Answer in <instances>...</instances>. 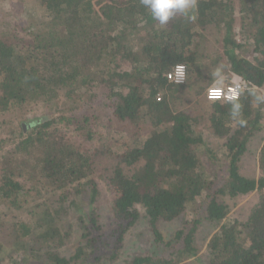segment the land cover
Listing matches in <instances>:
<instances>
[{"label": "trees", "instance_id": "16d2710c", "mask_svg": "<svg viewBox=\"0 0 264 264\" xmlns=\"http://www.w3.org/2000/svg\"><path fill=\"white\" fill-rule=\"evenodd\" d=\"M38 2L45 16L26 13L42 23V31L31 24L23 38L0 26V224L19 243L13 264L111 263L139 218L137 206L157 242L163 240L158 222L182 216L173 236L181 246L166 242L170 256L134 254L123 264L191 258L264 264V140L257 178L241 175L238 164L251 136L263 128L264 97L257 95H264V0H196L194 11H177L163 25L141 0ZM118 59L131 68L118 70ZM176 64L186 66L184 83L166 78ZM235 78L246 89L255 86L257 95L245 90L236 100L206 99L214 81ZM103 89L96 114L88 104ZM36 103L47 105L48 114L17 122L10 116ZM103 113L106 137L93 128ZM242 119L246 126L238 123ZM201 122L224 138L220 155L197 129ZM99 182L113 197L116 225L107 233L93 216ZM255 190L258 201L246 220L229 218V206L218 197ZM68 208L77 214L87 209L89 223L79 216L85 240L70 256H60L56 250L71 235L61 228ZM204 220L216 230L201 257L193 240ZM32 224L38 233L46 230L35 240ZM31 234L30 243H22ZM38 241L47 249L35 247Z\"/></svg>", "mask_w": 264, "mask_h": 264}, {"label": "rangeland", "instance_id": "374dc122", "mask_svg": "<svg viewBox=\"0 0 264 264\" xmlns=\"http://www.w3.org/2000/svg\"><path fill=\"white\" fill-rule=\"evenodd\" d=\"M26 12L38 14L37 18H39V16L46 15L43 6L39 4L38 0H0V26H2V30L6 33L15 32L16 35L23 36V38L29 36L28 30L31 28V24L32 28L34 27V29L42 31V23L37 21V18L27 15ZM239 16L240 15L237 10V5H235V18L237 19V21ZM46 20H48V17L46 18ZM237 28L238 27H236L235 31H237ZM218 53L220 54L221 58L225 61L226 58L222 53V48H219ZM117 63L119 64L117 67L118 70L131 68L130 63L126 60L118 59ZM217 81L224 82V79H219ZM98 92L99 94L97 95L95 100L92 103L88 104L91 111H94V113L96 114H98L96 111L101 108L102 102L104 101L103 94L105 93V91L103 89L99 90ZM87 95L88 93L82 95V97H86ZM85 97L80 102L86 101ZM64 100L65 98H61L59 100V104H62ZM191 104L192 103L189 102L183 108L189 111L190 107L192 106ZM76 105L78 106L79 102H77ZM104 113L101 114V116L96 120L93 128L100 134H103V137H106L109 134L106 128V126L108 125V122L106 121L107 117H105ZM5 114L9 116L7 113ZM47 114V105H45L44 103H36L32 105L25 104L23 106H20L16 109V111L11 113L10 116H15L14 119L17 122L19 120L22 121L25 119H29L28 121H31L32 119L35 120L36 118L42 116L44 117ZM261 123L263 124V128L259 131H256L251 136L249 142L247 143V148L245 152L241 155L238 163L239 173L243 176L250 178H257L260 175V170L258 167V153L264 140V109ZM197 129L203 133L207 145L213 150V152H216L218 155H220L221 152L219 150L220 147L223 146L224 138H218L212 135V133L204 126L202 122L198 124ZM97 139L98 137H95L93 140H91L90 143L92 145H95ZM97 188L98 193L96 195V202L94 206L95 213L93 214V216L97 217L96 219L98 220V227L101 233H107L116 225V218L113 215L112 209L113 197L109 189L103 182H99L97 184ZM258 197L259 192L255 190L253 192H250L249 194L239 195L232 198L228 195H221L218 197V199L229 206V218H236L240 221H245L247 216L250 214L252 208L257 203ZM68 201L72 203L73 198H69ZM137 209L139 211V218L137 219L135 224L132 225L126 231L118 258L115 259L113 262L107 264H123L124 261L129 258H132L134 254H145L155 258L159 256H170L172 253L171 247L167 246L165 244L166 242L171 243L172 245H174V247L181 246V242H179L180 239L173 238V236L175 231L181 228L182 226V216L176 217L170 221L160 220L158 222L157 228L161 232L163 240L161 242H157L152 234V229L145 215L144 208L142 206H137ZM68 211L69 215L65 218V221L61 223V228L62 230L70 229L71 235L67 238L66 242L56 250V252L60 256H70L75 252L76 247L84 242L85 239L82 238L80 235L82 232L81 223L82 221L89 223V215L87 209L83 211V214H77V212L73 211L72 208H68ZM24 216L29 219L27 215ZM79 216L82 217V221L79 219ZM17 217L20 218L22 217V215H18ZM36 217L37 216H34V218ZM2 224L3 222H1L0 224V245L2 246L3 250L0 254V264H13V262L18 259L19 253L17 251L19 249V243H17V241L15 240H12L8 236V234L6 233V228L2 227ZM38 224L39 223H37L36 225ZM36 225L33 226L32 224L31 228L32 234L35 236L33 240H35L40 234L46 232V230L42 229L41 232L38 233L39 228H35ZM215 230L216 227H214V225H212L211 223L205 220L200 222L194 234L193 240V245L198 249L199 256L202 257L203 255H205L206 243L211 234L215 232ZM32 234L28 235L27 237L23 236L22 243H27L28 245V243H30V238L32 237ZM30 246H32V244H30ZM34 246H39L37 247L38 249H47L45 247V244H40L39 241ZM30 250L28 251L31 252ZM192 259L193 258L185 260L180 264H200L198 260Z\"/></svg>", "mask_w": 264, "mask_h": 264}, {"label": "clouds", "instance_id": "9594fccd", "mask_svg": "<svg viewBox=\"0 0 264 264\" xmlns=\"http://www.w3.org/2000/svg\"><path fill=\"white\" fill-rule=\"evenodd\" d=\"M142 4L147 7L154 19L158 20L160 24H166V22L173 17L177 11L187 15L190 10L194 11L196 8V0H141ZM190 19L194 20L195 15L190 16ZM219 70L214 72V75H218ZM185 77V66L183 64H177L173 72L168 73V78H175L176 82L179 83ZM233 86H227L223 81L213 82L212 86L208 88L207 95L211 101L220 100L226 98L227 100H236L245 90L251 92L253 95H257L256 87L246 89L245 86L239 82V78L233 80ZM264 97V95H257ZM236 107L239 108L240 104L237 103ZM34 124L37 122H33ZM238 123L241 126H246L247 121L242 119Z\"/></svg>", "mask_w": 264, "mask_h": 264}, {"label": "built area", "instance_id": "2783aa9c", "mask_svg": "<svg viewBox=\"0 0 264 264\" xmlns=\"http://www.w3.org/2000/svg\"><path fill=\"white\" fill-rule=\"evenodd\" d=\"M177 65V64H176ZM176 65H174L173 67H171L168 71H167V73H166V78H167V80L169 81V82H172V83H175V84H181V83H184L185 82V80H186V74H187V69H186V66H185V77H184V79L183 80H181L179 83H177L176 82V80H175V78H173V79H169L168 78V73H170V72H173L174 71V68H175V66ZM226 85V88H225V91L227 90V86H235L234 84H233V81L232 82H230V83H227V84H225ZM209 87H211V86H209ZM208 87V88H209ZM208 88L206 89V91H205V97H206V99L207 100H209L208 99V95H207V90H208ZM160 97H159V95H157L156 96V99H159ZM220 100H223V101H229V100H227L226 98H221Z\"/></svg>", "mask_w": 264, "mask_h": 264}]
</instances>
